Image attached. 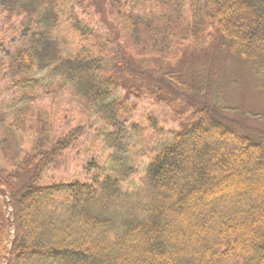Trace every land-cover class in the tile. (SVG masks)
I'll use <instances>...</instances> for the list:
<instances>
[{
    "label": "trees",
    "instance_id": "trees-1",
    "mask_svg": "<svg viewBox=\"0 0 264 264\" xmlns=\"http://www.w3.org/2000/svg\"><path fill=\"white\" fill-rule=\"evenodd\" d=\"M105 8L106 29L78 0H0V264H264V136L186 77L190 111L165 129L115 75L214 46L264 76V0ZM84 130L101 154L64 181Z\"/></svg>",
    "mask_w": 264,
    "mask_h": 264
},
{
    "label": "rangeland",
    "instance_id": "rangeland-1",
    "mask_svg": "<svg viewBox=\"0 0 264 264\" xmlns=\"http://www.w3.org/2000/svg\"><path fill=\"white\" fill-rule=\"evenodd\" d=\"M78 2L90 12L96 25L106 27L105 0ZM88 11L84 15H88ZM131 64L141 76L137 77L120 70H117L115 75L127 87V93L133 92L135 95L129 96L136 102L138 117L148 115L157 119L165 129H176L181 118L190 111L182 95V83L186 77L190 84L192 83L194 93V90L201 88L200 84L207 86L208 83L207 98L210 106L229 121L238 122L244 133L250 137L254 134L264 136V76H256L237 59L226 58L223 53L220 54L214 46L189 48L186 52L183 50L180 58L168 63L163 72L158 71L159 64L152 59L131 58ZM162 74L166 76L163 77ZM194 93L192 98L197 100L203 98ZM215 98L217 104L212 102ZM223 108L225 110L222 111ZM75 125L72 123V127ZM91 135L84 130V135L74 140L76 148L63 154V163L57 171L62 180L82 178L84 174L82 165L85 160L92 158L93 153L101 154L100 143L95 145L91 153H82L89 146L88 140ZM217 151L215 155L221 154ZM3 169L4 165L0 161V172Z\"/></svg>",
    "mask_w": 264,
    "mask_h": 264
}]
</instances>
